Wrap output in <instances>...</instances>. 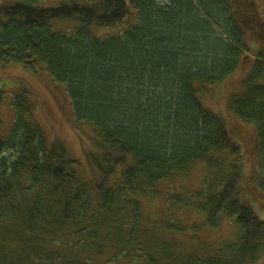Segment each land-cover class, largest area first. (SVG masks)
<instances>
[{
    "label": "trees",
    "instance_id": "1",
    "mask_svg": "<svg viewBox=\"0 0 264 264\" xmlns=\"http://www.w3.org/2000/svg\"><path fill=\"white\" fill-rule=\"evenodd\" d=\"M44 1L0 5V71L46 73L90 138L83 163L48 142L27 91L14 96L7 134L0 120V264H258L264 221L245 200L243 146L201 96L249 64L227 105L254 128L264 163V0ZM124 23L120 34L93 35ZM5 152L16 154L10 164ZM200 165L202 190L175 193ZM182 210L193 220H178ZM223 219L235 233L219 246L186 235Z\"/></svg>",
    "mask_w": 264,
    "mask_h": 264
},
{
    "label": "rangeland",
    "instance_id": "2",
    "mask_svg": "<svg viewBox=\"0 0 264 264\" xmlns=\"http://www.w3.org/2000/svg\"><path fill=\"white\" fill-rule=\"evenodd\" d=\"M5 1L0 0V5ZM56 2V0H45L43 4L41 3V6L52 8L56 6ZM262 6L263 4L260 5V7ZM135 16L136 12L131 18L132 20L129 21V24L134 23L133 25H135L137 23ZM71 26V23L60 25L62 28H70ZM127 27L128 25L124 23L114 28L95 29L93 30V35L97 38H106L122 33ZM262 47L264 51V46ZM248 70L249 64H244L237 72L215 86L210 93H205V95L201 96V101L205 109L215 115H221L225 119L228 130L234 134V136L231 135L241 147L243 146L244 165L241 171V184L243 189L246 190L245 200L248 206L264 221V167H261V164L264 163L261 162V159H258L256 148L253 145L255 130L251 125L243 124L231 115L227 105L228 96H237L242 93L241 85L248 76ZM0 74L3 77L0 80V93L2 94L0 120L2 132L7 134L12 126L14 118L12 102L14 96L27 91L31 95V101L34 106V121L40 126L48 142L51 143L54 140L62 141L74 158L81 159L84 163L83 149L87 150L84 144L85 142H89L90 136L87 135L86 138L74 129L70 101L64 87L55 82L46 73L32 74L23 69L22 66L16 64L9 65L0 71ZM1 158L5 164H10L16 158V154L5 152ZM204 176L205 167L204 165H200L194 169L188 178H185L179 184L175 193L179 192L181 195L183 193L193 194L202 190ZM167 194V192H164L160 202L165 212H168L167 208L169 207V203L166 200L168 198ZM156 206L151 205L145 210L150 220L157 219L158 208ZM187 212L185 210L180 211L182 213L180 215L184 214V216H180L178 220L192 221L193 217ZM194 221L197 223L201 222L202 219L195 218ZM234 233L235 227L233 222L223 219L216 230H203L199 234V238L196 237L195 232H189L186 235H190L193 240L202 242L206 246H219L231 239ZM183 239L187 240L185 237ZM133 264L142 263L137 262ZM258 264H264V256Z\"/></svg>",
    "mask_w": 264,
    "mask_h": 264
}]
</instances>
